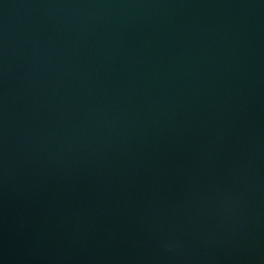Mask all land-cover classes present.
Returning <instances> with one entry per match:
<instances>
[{"label": "water", "instance_id": "1", "mask_svg": "<svg viewBox=\"0 0 264 264\" xmlns=\"http://www.w3.org/2000/svg\"><path fill=\"white\" fill-rule=\"evenodd\" d=\"M0 264H264V0H0Z\"/></svg>", "mask_w": 264, "mask_h": 264}]
</instances>
